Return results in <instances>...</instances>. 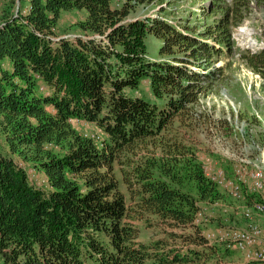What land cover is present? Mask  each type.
Masks as SVG:
<instances>
[{"label":"trees","instance_id":"trees-1","mask_svg":"<svg viewBox=\"0 0 264 264\" xmlns=\"http://www.w3.org/2000/svg\"><path fill=\"white\" fill-rule=\"evenodd\" d=\"M164 1L3 3L0 264H227L232 257L196 224L202 204L222 199L204 171L201 130L226 123L197 110L222 78L223 67L212 63L235 57L233 29L252 1L206 0L202 13L212 22L198 34L162 17L163 7L161 17H132ZM73 10L85 14L76 33L59 34L62 13ZM148 35L162 41L159 61L148 57ZM239 54L264 78V47ZM143 81L155 102L137 95ZM33 171L45 175L43 187ZM256 201L250 195V207Z\"/></svg>","mask_w":264,"mask_h":264},{"label":"rangeland","instance_id":"rangeland-1","mask_svg":"<svg viewBox=\"0 0 264 264\" xmlns=\"http://www.w3.org/2000/svg\"><path fill=\"white\" fill-rule=\"evenodd\" d=\"M112 1L114 6L121 5L123 2V0ZM205 1L165 0L163 4L154 3V6L137 7L132 17L137 19L161 17L158 11L163 7L167 9V12L162 17L165 16L167 20L175 21L181 28L187 25L198 34L204 31L205 24L209 25L212 22L211 18H206L202 13L201 7ZM251 1V12L244 17L238 27L233 29L235 49L238 48L236 55L232 59L222 55L212 63L213 68L223 67L222 78L213 86L211 92L201 97L197 110L198 114L209 115L210 121H226L223 124L224 130L221 127L218 130L214 129L213 124L203 126L206 130H201L200 140L209 146L202 155L205 164L212 169L228 170L230 176L233 175V168L236 164L232 158L239 161L245 158L261 157L264 160V78L246 67L239 58V53L243 50H257L264 47V5L258 6L256 0ZM15 2L17 6L22 7L27 4V0H23L22 3L20 0H15ZM209 4L206 3V5ZM5 8L7 6H0V20L2 14L5 13ZM84 17L85 14L81 11L73 10L62 13L57 32L75 34L76 30L73 25ZM243 27L247 28L248 33L241 32ZM145 45L148 57L159 61L162 41L153 35H148ZM137 95L150 102L156 100L150 92L148 81L142 82ZM79 125L82 133L102 137L100 131L94 126L87 123H79ZM2 145L3 139L0 137V146ZM16 160L27 166L21 159L16 158ZM30 177L38 186L43 187L46 183V177L42 173L33 171L30 172ZM242 185L245 191L244 196H247L245 200H235L220 188L221 201L202 204L199 225H201L203 234L223 229L250 230V224L264 231V213L250 207L247 184L242 183ZM232 251L233 255L227 260V264L244 263L243 256L235 250Z\"/></svg>","mask_w":264,"mask_h":264},{"label":"built area","instance_id":"built-area-1","mask_svg":"<svg viewBox=\"0 0 264 264\" xmlns=\"http://www.w3.org/2000/svg\"><path fill=\"white\" fill-rule=\"evenodd\" d=\"M6 1L0 0V6ZM91 137L97 141L100 138ZM232 161L236 163L232 176L228 175V172L223 168L212 169L203 162L206 176L238 201L244 199L245 191L242 183L247 184V192L259 198V201H256L251 207L264 213V160L261 157H254L239 161L232 158ZM200 215L198 214L196 218V224H199ZM204 235L210 243H223L229 249L239 252L243 256L244 262L264 264V231L254 224H250V230L223 229L207 232Z\"/></svg>","mask_w":264,"mask_h":264},{"label":"bare ground","instance_id":"bare-ground-1","mask_svg":"<svg viewBox=\"0 0 264 264\" xmlns=\"http://www.w3.org/2000/svg\"><path fill=\"white\" fill-rule=\"evenodd\" d=\"M241 32H242V33H248V30H247V28H244V27H243V28L241 29ZM249 41H250V40H249Z\"/></svg>","mask_w":264,"mask_h":264},{"label":"crops","instance_id":"crops-1","mask_svg":"<svg viewBox=\"0 0 264 264\" xmlns=\"http://www.w3.org/2000/svg\"><path fill=\"white\" fill-rule=\"evenodd\" d=\"M205 158H206V156H204ZM202 161L204 162V159L202 158ZM261 221H263V219H261ZM261 225H262V223H261Z\"/></svg>","mask_w":264,"mask_h":264}]
</instances>
